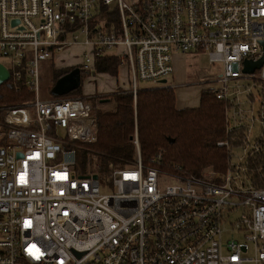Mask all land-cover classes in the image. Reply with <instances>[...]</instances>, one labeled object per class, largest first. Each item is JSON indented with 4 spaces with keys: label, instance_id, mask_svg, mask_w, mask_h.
Returning a JSON list of instances; mask_svg holds the SVG:
<instances>
[{
    "label": "built area",
    "instance_id": "obj_1",
    "mask_svg": "<svg viewBox=\"0 0 264 264\" xmlns=\"http://www.w3.org/2000/svg\"><path fill=\"white\" fill-rule=\"evenodd\" d=\"M81 38L84 70L125 58L135 101L139 82L171 87L175 55L219 65L201 83L226 106V171L145 164L136 130V161L96 174L93 105L41 98V66ZM262 58L264 0H0V65L35 97L0 108V264H264V64L244 73Z\"/></svg>",
    "mask_w": 264,
    "mask_h": 264
},
{
    "label": "trees",
    "instance_id": "obj_2",
    "mask_svg": "<svg viewBox=\"0 0 264 264\" xmlns=\"http://www.w3.org/2000/svg\"><path fill=\"white\" fill-rule=\"evenodd\" d=\"M102 11L101 21L111 23L116 18L115 12ZM124 63V57L106 54L96 59L91 70L117 77ZM51 67L52 99L83 98L82 79L89 70L79 69L81 80L75 88L55 93L59 81L76 69L57 70L53 65ZM34 100V95L27 88L16 87L10 81L0 86V108L23 107ZM103 100L114 102L115 108L106 113L98 114L95 111L97 142L88 149L92 152L96 174L107 173L110 164L122 168L136 161V129L145 164L162 152L167 165L180 166L188 176L199 175L208 168L226 171L229 155L225 148L218 146L227 139L226 106L214 92L203 91L199 107L187 109L177 107V97L172 87L141 89L136 101L131 92L119 91L107 98L93 99L94 110L95 104ZM171 141L174 143L171 144ZM5 142V138L0 139V146Z\"/></svg>",
    "mask_w": 264,
    "mask_h": 264
},
{
    "label": "rangeland",
    "instance_id": "obj_3",
    "mask_svg": "<svg viewBox=\"0 0 264 264\" xmlns=\"http://www.w3.org/2000/svg\"><path fill=\"white\" fill-rule=\"evenodd\" d=\"M85 42L84 38H81L79 41L78 45H74L71 48H67L63 53L65 55H69V61L72 62L73 59H76V57H73L75 55H78L82 53L83 48L81 47L83 43ZM62 53V54H63ZM120 53H123L121 51ZM60 54L59 58L57 59V64L58 66L61 67L64 66H71L69 63H62L61 62V55ZM110 54H119L117 50H113L110 52ZM126 64V63H124ZM174 66H175V73L176 77L175 80H170L169 85L173 88H175V94L178 99L180 107L185 105L189 107H194L197 105V103L200 100L201 94L203 91H210L204 89V86L202 82V78L204 77L205 74L209 73L213 78L214 77H219L222 73V69L219 65L215 66H210L208 59L204 55H199V56H184V55H175L174 57ZM41 73H42V81H41V98L43 100L50 99L51 97V89L53 84H52V67H51V62H46L41 66ZM98 76V73L89 70L87 73L83 75V92H82V97L83 93L86 94L91 98V95H97V93H101L99 91L104 89V84H101V81H96V78ZM203 76V77H202ZM125 77V80L123 79ZM119 80L122 81V83L126 84V75L124 71L120 73ZM175 85H177L175 87ZM151 84L149 83H143L139 82V88L140 89H149L151 88ZM98 88V89H97ZM250 89L253 94H254V114L257 115V112L260 109V100L258 97V92L257 89L254 87V83L249 81V80H242L239 83V89L242 93L245 92V90ZM98 98H107V97H101L99 96ZM244 105L246 109H250V104H248L247 100V95L245 94L244 98ZM89 102L93 104L92 101L89 100ZM95 111L96 113H106L108 111H111L112 109L115 108V103L112 101L107 100V102L102 103L97 102L95 104ZM137 130V129H136ZM2 132V131H1ZM136 132V131H135ZM261 133V127L259 124H256L254 131H253V139L256 138ZM244 154L243 149H239L236 152V156H241Z\"/></svg>",
    "mask_w": 264,
    "mask_h": 264
},
{
    "label": "crops",
    "instance_id": "obj_4",
    "mask_svg": "<svg viewBox=\"0 0 264 264\" xmlns=\"http://www.w3.org/2000/svg\"><path fill=\"white\" fill-rule=\"evenodd\" d=\"M81 47L83 48L82 53L73 56V57H76V59H73L72 62H70L68 60L69 59V55H65L64 53L61 55L62 56L61 57L62 58L61 62L62 63H66L67 62V63L71 64V66H66V67H64L62 65H61V67L58 66L57 59L60 56H58L53 62H51V66L53 65L55 67V69H57V70L58 69H69V68H71V69L72 68H74V69H83L82 65H83V62H84V59H85L87 48L85 46H83V45ZM122 71H124V73L126 75V84L122 83L123 80L122 81L119 80V76H120V73H122ZM175 77H176V73H175V75L173 77V80H175ZM123 79L125 80V77ZM98 80L101 81V84H104V89L99 91L101 93H97L96 96L95 95H91V98L83 93V98L84 99L92 101L93 99L94 100L95 99H100V98H98L99 96H101V97H109V96H111L114 93L119 92V91H121V92H130V90L132 88L130 70H129V67L127 66V64H123L120 67L119 75L117 77H113V76H110V75H107V74H98V76L96 78V81H98ZM176 86L177 85H175V87ZM52 88H53V86H52ZM151 88H153V87H151ZM139 90H141V89L139 88ZM51 92H52V89H51ZM50 99H52V98H50ZM46 100H48V99H46ZM199 104H200V100L197 103V105H195L194 107H189V106H185V105L180 107L178 99H177V107L179 109L197 108V107H199Z\"/></svg>",
    "mask_w": 264,
    "mask_h": 264
},
{
    "label": "water",
    "instance_id": "obj_5",
    "mask_svg": "<svg viewBox=\"0 0 264 264\" xmlns=\"http://www.w3.org/2000/svg\"><path fill=\"white\" fill-rule=\"evenodd\" d=\"M264 64V58H262L259 62L257 63H252L250 61H246L244 63V73L245 74H253L256 70H259ZM10 78L9 72L5 67L0 65V86L4 83H6ZM81 80V73L79 69H76L73 71L71 74L68 76L64 77L62 80L59 81L57 84L54 92L55 93H63L67 92L70 89L75 88ZM167 81H164L163 84H166ZM107 102L106 100H103L102 103ZM174 142L171 141V144ZM95 179H97V176H95Z\"/></svg>",
    "mask_w": 264,
    "mask_h": 264
}]
</instances>
